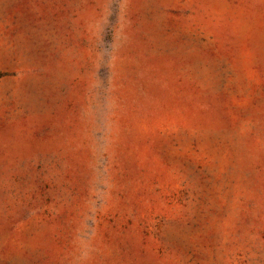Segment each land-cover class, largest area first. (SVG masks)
Segmentation results:
<instances>
[{
	"label": "rangeland",
	"instance_id": "obj_1",
	"mask_svg": "<svg viewBox=\"0 0 264 264\" xmlns=\"http://www.w3.org/2000/svg\"><path fill=\"white\" fill-rule=\"evenodd\" d=\"M0 264H264V0H0Z\"/></svg>",
	"mask_w": 264,
	"mask_h": 264
}]
</instances>
